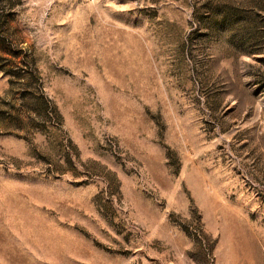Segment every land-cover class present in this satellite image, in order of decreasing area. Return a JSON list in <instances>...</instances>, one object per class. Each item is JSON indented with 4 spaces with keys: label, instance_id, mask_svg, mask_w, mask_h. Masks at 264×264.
<instances>
[{
    "label": "rangeland",
    "instance_id": "obj_1",
    "mask_svg": "<svg viewBox=\"0 0 264 264\" xmlns=\"http://www.w3.org/2000/svg\"><path fill=\"white\" fill-rule=\"evenodd\" d=\"M0 264H264V0H0Z\"/></svg>",
    "mask_w": 264,
    "mask_h": 264
}]
</instances>
